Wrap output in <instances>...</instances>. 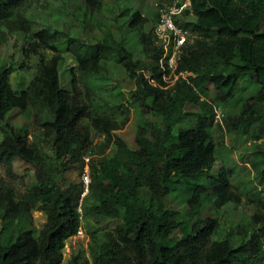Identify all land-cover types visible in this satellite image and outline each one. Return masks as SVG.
<instances>
[{
  "label": "trees",
  "instance_id": "obj_1",
  "mask_svg": "<svg viewBox=\"0 0 264 264\" xmlns=\"http://www.w3.org/2000/svg\"><path fill=\"white\" fill-rule=\"evenodd\" d=\"M25 2L0 0V21ZM101 10L102 0H84L80 12L84 27L100 24ZM122 13L129 21L120 39L105 35L86 42L68 33L55 38L47 30L38 31L39 40L30 45L39 52L38 68L19 91L11 84L12 68L0 66V129L4 133L0 165L12 180L14 162L20 158L35 168L37 176V184L18 196L15 186L0 175L2 219L5 223L16 218L26 221L15 229L7 226L0 238V264H264V211L254 215L250 227H240L237 243L231 237L214 239L218 221L202 218L204 200L222 206L239 201L240 195L228 170L216 167L217 145L211 131L216 111L201 98L212 84L217 97L227 101L235 96L240 81L247 79L256 92L226 123L235 131L255 130L264 136V0H191L186 13H192L195 20L177 19L190 37L176 71L193 76L191 80L180 76L174 82L164 79L171 71L162 66L164 49L157 41L155 25L152 30L146 28L151 19L140 9ZM133 31L142 58L135 56L130 41ZM45 47L53 50L50 57L41 53ZM65 51L78 61L79 73L71 70L72 91L61 80ZM110 61L122 64L135 82L130 94L144 114L137 126L135 148L115 133L120 125L114 118L93 111L82 97L79 82L89 85L90 77L103 74ZM188 104L199 110L189 111ZM32 105L49 113L44 125L59 163L55 168L27 133L7 121L14 108L27 111ZM85 121L106 135L100 153L94 151V138ZM112 144L117 152L108 157L104 153ZM262 157L257 167L264 180ZM87 163L91 177L87 195L95 201L93 214L120 222L107 233L91 232L92 263L79 253L64 262L65 242L81 225L79 205L84 190L83 182L69 183L65 172L77 169L83 174ZM170 194L184 200L189 207L186 214L167 207L165 197ZM38 203L47 221L36 235L27 223Z\"/></svg>",
  "mask_w": 264,
  "mask_h": 264
},
{
  "label": "rangeland",
  "instance_id": "obj_2",
  "mask_svg": "<svg viewBox=\"0 0 264 264\" xmlns=\"http://www.w3.org/2000/svg\"><path fill=\"white\" fill-rule=\"evenodd\" d=\"M176 1L180 0H102V10L97 15V20L101 23L86 28L80 14L84 0H26L17 11L7 19L0 21V66L5 65L12 68L11 84L15 90L19 91L29 84L38 68L39 52L31 49L30 46L34 40H39L36 35L38 31L47 30L55 34V38L59 37L61 32L68 33L86 42L98 41L105 35H113L115 39H120L122 33L127 31L129 21L127 15L122 12L127 9L132 11L140 9L151 19L146 28L152 30L161 9ZM183 20H195V18L192 13H186ZM131 35L130 41L133 44L135 56L144 57L137 43L136 32L133 31ZM42 50L41 53L44 52L47 57L53 54V50L49 47ZM64 55L61 80L63 87L72 91L71 70L75 69L79 73L78 61L71 52L65 51ZM106 66L107 70L103 74L90 77L89 85L86 86L83 82H79L82 97L93 111L100 110L114 118L120 125L115 133L122 137L131 148H135L137 126L144 115L142 107L132 101L130 94L135 87V82L122 64L110 61ZM191 75L193 76L192 73H186L185 78L191 80ZM207 87V92L202 94L201 98L210 101L216 111V122L211 129L217 145L216 167L224 166L228 170L234 189L240 195V200H231L222 206H218L211 200H204L202 218L212 217L218 221V227L213 235L214 239L231 237L234 243H237L240 227H250L254 215L258 211H264V180L257 167L259 158L264 155V136L261 137L255 130L251 133L235 131L227 125L226 119L239 114L243 104L256 91L244 78L240 81L235 96L227 101H221L213 85L208 84ZM187 109L198 111L199 107L188 104ZM48 115L46 109L32 105L27 111L14 108L8 113L7 121L27 133L31 141L37 143L44 152L47 163L55 168L59 163L54 157L51 137L44 125V120ZM145 117L161 122V118L152 114H147ZM85 123L94 138V151L100 153L106 135L95 129L90 122L85 121ZM3 137L4 133L0 129V141ZM116 152L117 147L112 144L106 148L104 154L111 157ZM262 158L264 159V156ZM14 172L15 177L11 180L0 165V175L15 186L18 196H23L37 184L35 168L24 160L20 158L15 160ZM65 177L69 183L83 182L82 174L77 169L68 170L65 172ZM87 193L83 190L79 205L81 216L79 230L65 242L64 262H67L72 255L79 253L88 257L92 263L91 232L97 230L107 233L120 222L119 219L94 215L92 211L95 201ZM165 203L169 208L180 209L183 214L189 211V207L181 197L167 195ZM40 205L38 203V206L32 209L31 223H27V226L34 229L36 235L47 221V214L40 208ZM3 211L4 209L0 207V238L7 232V226L15 229L26 223L24 219L20 221L18 218L5 223L2 219Z\"/></svg>",
  "mask_w": 264,
  "mask_h": 264
},
{
  "label": "built area",
  "instance_id": "obj_3",
  "mask_svg": "<svg viewBox=\"0 0 264 264\" xmlns=\"http://www.w3.org/2000/svg\"><path fill=\"white\" fill-rule=\"evenodd\" d=\"M191 0H180L171 4L165 5L161 11L154 26V33L157 41L164 49L162 57V66L165 71L170 70L169 74H165L164 79L168 82H174L180 76L185 77L188 72L177 73L178 62L182 47L189 40L190 32L177 19L184 17L187 7L190 8ZM167 69V70H166ZM89 161V157L85 158ZM84 183V192H89L91 177L90 168L87 163L82 174ZM82 232V231H79Z\"/></svg>",
  "mask_w": 264,
  "mask_h": 264
}]
</instances>
